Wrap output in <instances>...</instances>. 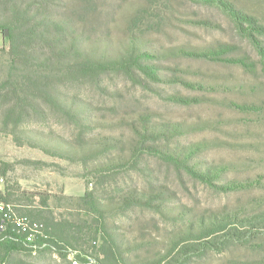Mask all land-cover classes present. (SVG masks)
<instances>
[{
    "label": "rangeland",
    "instance_id": "rangeland-1",
    "mask_svg": "<svg viewBox=\"0 0 264 264\" xmlns=\"http://www.w3.org/2000/svg\"><path fill=\"white\" fill-rule=\"evenodd\" d=\"M52 1L54 12L67 14L71 20H77L75 15L82 4H89L88 8L93 13L86 27L88 36L91 39L106 38L116 44L127 38L128 23L141 9L157 6L161 11L160 17L155 16V25L145 26L139 31L145 41V50L162 51L177 46L208 47L218 42L232 43L241 46L238 54L233 55H249L257 68L250 73L241 66L224 62L172 56L156 62L181 71L163 72L170 76H182L183 79L200 84L202 88L189 89L183 85L154 83L151 89H144L115 74L104 76L102 88L92 82L77 86H52L59 96L66 94L77 98L81 117L99 124L91 128L47 108L45 120L32 117L21 129L26 133H19L22 145L13 136L0 133V179L4 180L0 183V191L4 193L9 189L15 193L10 202L16 206L18 214L29 217L32 210L44 208L41 206V197L34 198L31 203L27 201V194L50 195L52 197L48 205L54 217L58 221L66 218L80 224L85 228L88 238L89 231L95 227V216L76 211L70 202L58 204L55 196L81 197L87 189L94 188V185H86L88 181L93 182L92 178L85 175L87 173L80 164L52 157L34 146L55 145L48 137H58L73 144H82L98 135L127 138L130 135L128 123L145 111H153L154 119L159 122L197 126L196 131L175 139L173 143H206L207 149L195 159L199 164L227 167L222 178L225 183L240 181L257 185L244 191L222 193L178 171L159 157L144 156V169L141 172L128 170L123 173L118 178L117 190L124 192L139 188L149 192L165 186L173 197L167 201L168 209L164 213L154 208L134 207L127 211H111L105 216L107 231L123 250L128 263L141 264L156 260L170 248L176 232L201 216L231 213L251 217L264 212V72L259 64L260 57L251 46L237 37L225 13L219 8L192 0ZM229 1L258 17L264 24V0ZM199 20L212 21L220 28L194 24ZM168 94H181L198 102L189 106L172 103L164 98ZM245 104L255 105L257 111L248 113L235 107ZM42 136L46 139L40 140ZM28 143L33 144V147ZM115 188V184L110 185L108 192L111 194ZM16 195L21 198L18 202ZM107 197H102L104 204L108 201L103 198ZM180 212L184 213L183 217H178ZM240 229L247 232L244 234L245 239L231 242L222 252L208 250L192 255L190 261L184 264L264 263V225ZM217 241H222L219 236ZM197 243L190 241L184 246L201 248ZM81 245L97 260H103L99 252L100 241L98 248L90 247L91 243H87V240ZM178 254L176 252L169 260ZM34 261L36 264H68L49 253L39 254Z\"/></svg>",
    "mask_w": 264,
    "mask_h": 264
},
{
    "label": "trees",
    "instance_id": "trees-1",
    "mask_svg": "<svg viewBox=\"0 0 264 264\" xmlns=\"http://www.w3.org/2000/svg\"><path fill=\"white\" fill-rule=\"evenodd\" d=\"M192 1L219 8L225 13L231 20L237 37L251 46L260 57L259 64L264 72V24L258 17L245 12L229 0ZM53 6L52 0H0V133L13 136L20 145L22 140L19 133L26 134L21 129L32 117L45 120L47 108L91 128L98 126V122L81 117L77 98L66 94L59 96L52 90V86H77L92 82L102 88L104 76L115 74L144 89H151V84L154 83L183 85L189 89L202 88L200 84L183 79L182 76H170L163 72L181 71L156 62L172 56L224 62L241 66L250 73L257 68L249 55L234 56V53L238 54L241 50V46L232 43L218 42L208 47L177 46L162 51L145 50V41L139 31L145 26L155 25V16L160 17L161 11L157 6L141 9L128 23L127 38L118 44L106 38L91 39L88 36L86 27L93 13L88 8L89 4H82L75 15L77 20H71L67 14H56ZM194 24L220 28L207 20H199ZM164 98L166 101L187 106L197 101L181 94H168ZM235 107L248 113L257 111L255 105ZM154 118L153 111L141 113L137 119L128 123L130 135L127 138L98 135L82 144H73L58 137H48L55 145L43 147L36 144L34 147L52 157L80 164L87 173L85 175L92 178L93 182L88 181L86 185H94V188L87 189L83 196L55 198L60 205L70 202L76 211L95 216V227L89 231L87 238L85 228L80 224L66 218L58 221L54 217L48 205L52 196L27 194V201L31 203L34 198L41 197V206L44 208L32 210L29 217L40 224L44 237L38 238L39 247L34 248L35 245L28 244L12 227L4 232L0 231V264H36L34 259L44 253L58 256L68 264H73L70 257L79 264H131L125 260L123 250L108 233L105 216L111 211H127L134 207L154 208L164 213L168 209L167 201L173 197L165 186L149 192L139 188L124 192L117 190L118 178L123 173L128 170L141 172L144 169L142 159L146 155L159 157L178 171L222 193L244 191L257 185L240 181L225 183L222 178L227 167L199 164L195 159L207 149L206 143H173L175 139L196 131L197 126L159 122ZM44 138L46 139L42 136L39 139ZM29 145L33 147V144ZM115 152L118 154L114 155ZM93 161L100 162L91 165ZM112 184L117 188L110 194L108 189ZM101 193L104 195L99 196ZM104 196H108L103 198L107 199V204L102 200ZM13 197L15 193L9 189L4 193L0 191V199L5 202H10ZM16 197V201H20V195ZM183 216L182 212L178 214V217ZM262 225L264 212L251 217L231 213L201 216L174 234L166 253L156 260L141 264H184L190 261L192 255L203 251L222 252L231 242L246 238L244 234L247 232L240 228L254 229ZM218 236L221 242L217 241ZM85 240L93 248L101 242L99 252L103 260H97L82 247ZM190 241L198 242L201 248L185 247ZM180 246L184 248H179ZM176 252L179 253L178 256L170 261L169 258Z\"/></svg>",
    "mask_w": 264,
    "mask_h": 264
},
{
    "label": "built area",
    "instance_id": "built-area-1",
    "mask_svg": "<svg viewBox=\"0 0 264 264\" xmlns=\"http://www.w3.org/2000/svg\"><path fill=\"white\" fill-rule=\"evenodd\" d=\"M3 182V178L0 179V183ZM10 227L18 235H21L28 244L35 245L34 248L39 247L37 244L38 238L44 237L38 222L33 221L28 216L19 215L14 204L0 199V231L4 232ZM70 259L73 264H79L73 257H70Z\"/></svg>",
    "mask_w": 264,
    "mask_h": 264
},
{
    "label": "crops",
    "instance_id": "crops-1",
    "mask_svg": "<svg viewBox=\"0 0 264 264\" xmlns=\"http://www.w3.org/2000/svg\"><path fill=\"white\" fill-rule=\"evenodd\" d=\"M2 47V39H1V37H0V48Z\"/></svg>",
    "mask_w": 264,
    "mask_h": 264
},
{
    "label": "water",
    "instance_id": "water-1",
    "mask_svg": "<svg viewBox=\"0 0 264 264\" xmlns=\"http://www.w3.org/2000/svg\"><path fill=\"white\" fill-rule=\"evenodd\" d=\"M7 34H8V32H7Z\"/></svg>",
    "mask_w": 264,
    "mask_h": 264
}]
</instances>
